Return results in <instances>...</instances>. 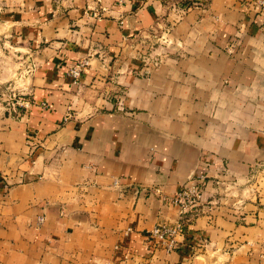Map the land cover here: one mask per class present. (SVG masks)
Instances as JSON below:
<instances>
[{
  "label": "crops",
  "instance_id": "obj_1",
  "mask_svg": "<svg viewBox=\"0 0 264 264\" xmlns=\"http://www.w3.org/2000/svg\"><path fill=\"white\" fill-rule=\"evenodd\" d=\"M3 38L29 104L0 95V264H264L256 0H0ZM195 179L184 215L156 193Z\"/></svg>",
  "mask_w": 264,
  "mask_h": 264
},
{
  "label": "built area",
  "instance_id": "obj_2",
  "mask_svg": "<svg viewBox=\"0 0 264 264\" xmlns=\"http://www.w3.org/2000/svg\"><path fill=\"white\" fill-rule=\"evenodd\" d=\"M257 5L262 11H264V0H256ZM88 65V60H81L75 66L70 69V74L79 79L82 75L85 67ZM5 101L8 103L10 110L15 114H20L21 109L26 108L29 104V101L26 98L24 93H9L8 98H5ZM161 198L177 206L182 215L186 214L190 210H196V208L201 203V198L203 194V184L201 180H192L183 186V189L179 191L174 196H164L159 188L156 189ZM39 223L44 222V217L41 216L38 218ZM183 223L178 222L175 225L171 224H161L156 226L152 230V235L157 237L161 242L164 248L167 251H173L179 247V241L176 239L177 235L182 233Z\"/></svg>",
  "mask_w": 264,
  "mask_h": 264
},
{
  "label": "rangeland",
  "instance_id": "obj_3",
  "mask_svg": "<svg viewBox=\"0 0 264 264\" xmlns=\"http://www.w3.org/2000/svg\"><path fill=\"white\" fill-rule=\"evenodd\" d=\"M23 61L21 54L14 51L7 42L5 45L4 38L0 39V80H3L6 74L12 76L4 83L5 86L0 88V95H4L5 98H8L9 93L22 92L20 82L26 78V73L29 74V68L24 66Z\"/></svg>",
  "mask_w": 264,
  "mask_h": 264
}]
</instances>
